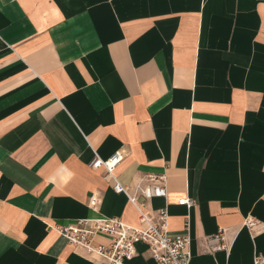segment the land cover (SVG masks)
Returning a JSON list of instances; mask_svg holds the SVG:
<instances>
[{
    "label": "crops",
    "instance_id": "0c3cea01",
    "mask_svg": "<svg viewBox=\"0 0 264 264\" xmlns=\"http://www.w3.org/2000/svg\"><path fill=\"white\" fill-rule=\"evenodd\" d=\"M118 150L122 186L166 175L165 199L138 202L171 234L188 215L189 264L264 254V0H0V264H105L44 222L138 225L88 166ZM136 250L127 264H156Z\"/></svg>",
    "mask_w": 264,
    "mask_h": 264
},
{
    "label": "built area",
    "instance_id": "2783aa9c",
    "mask_svg": "<svg viewBox=\"0 0 264 264\" xmlns=\"http://www.w3.org/2000/svg\"><path fill=\"white\" fill-rule=\"evenodd\" d=\"M125 154L118 150L108 158H101L95 154L89 163L93 170L101 169L102 178L107 181L115 193H122L138 212L139 224L131 225L116 218L103 216L86 217L76 220L73 224H58L44 222L47 230H53L67 243L75 248L84 250L89 256L105 264H127L137 255L136 245L144 244L149 257L156 264H189L190 253V218L186 216L183 231L171 234L168 230V212L166 208L157 210L155 219L143 210L144 203L138 202L141 197L145 201L153 198H166V175L164 173H147L140 182L132 188L122 186L114 171L122 162ZM100 204L97 196L89 199L88 207L96 211ZM178 205L184 206L187 213L195 205V201L186 197L178 200ZM259 221L253 217H245L241 227L250 234H255ZM96 236H103L109 240L108 244H94ZM225 230L220 229L215 236L205 238L210 252L225 249ZM214 243V244H212ZM252 264H264V254H254Z\"/></svg>",
    "mask_w": 264,
    "mask_h": 264
}]
</instances>
